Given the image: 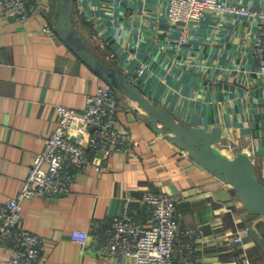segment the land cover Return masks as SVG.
I'll list each match as a JSON object with an SVG mask.
<instances>
[{
	"label": "crops",
	"instance_id": "0c3cea01",
	"mask_svg": "<svg viewBox=\"0 0 264 264\" xmlns=\"http://www.w3.org/2000/svg\"><path fill=\"white\" fill-rule=\"evenodd\" d=\"M25 1L22 20L0 7V205L54 129L56 105L82 109L86 95L106 83L59 36L60 3ZM169 1L74 0L72 18L97 56L175 120L219 127L215 146L230 157L246 152L264 184V75L252 52L258 16L205 10L197 21L175 23L166 14ZM226 2L264 11V0ZM115 91V126L130 135L127 150L89 151L92 162L75 170L68 192L23 203L22 225L42 238L36 264H135L101 241L114 215L151 224L141 202L147 190L175 197L181 233L193 232L192 249H174L176 263L264 264L262 215L249 212L230 183L203 168L136 100ZM75 229L90 237L73 241ZM10 256V242H0V264H27Z\"/></svg>",
	"mask_w": 264,
	"mask_h": 264
},
{
	"label": "built area",
	"instance_id": "2783aa9c",
	"mask_svg": "<svg viewBox=\"0 0 264 264\" xmlns=\"http://www.w3.org/2000/svg\"><path fill=\"white\" fill-rule=\"evenodd\" d=\"M226 1L170 0L166 14L175 23L197 21L205 10L257 15L252 52L259 72L264 75V11H252ZM0 7L8 16L21 20L27 16L25 0H0ZM144 70L141 66L137 73ZM117 108L115 88L107 83L86 95L82 109L56 105L54 129L43 138V148L34 156L29 173L16 193L0 205V242H10L12 263L36 264L41 253V236L21 222L23 203L27 199L68 192L75 170L92 162L91 150L105 156L127 150L131 137L115 126ZM94 168L99 169V165L94 164ZM141 202L151 210V224L142 226L127 213L114 215L106 226L102 248L111 254L132 256L135 264H178L173 257L174 249L178 246L192 249L193 232L181 233L176 198L166 192L147 190ZM99 227H102L100 223L94 226ZM89 237L87 229L71 231V239L79 244ZM233 239L238 241L240 236Z\"/></svg>",
	"mask_w": 264,
	"mask_h": 264
},
{
	"label": "water",
	"instance_id": "95a60500",
	"mask_svg": "<svg viewBox=\"0 0 264 264\" xmlns=\"http://www.w3.org/2000/svg\"><path fill=\"white\" fill-rule=\"evenodd\" d=\"M57 1L60 3L57 10L58 34L63 41L107 84L136 100L150 118L160 122L203 168L230 183L249 212L261 214L264 218V184L254 174V164L248 154L238 151L232 157L227 156L214 144L220 138L219 127L206 130L187 126L147 99L126 76L97 56L87 45L72 18L74 0Z\"/></svg>",
	"mask_w": 264,
	"mask_h": 264
}]
</instances>
